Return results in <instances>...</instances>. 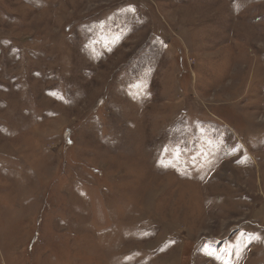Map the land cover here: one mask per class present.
Returning a JSON list of instances; mask_svg holds the SVG:
<instances>
[{
  "label": "rangeland",
  "instance_id": "obj_1",
  "mask_svg": "<svg viewBox=\"0 0 264 264\" xmlns=\"http://www.w3.org/2000/svg\"><path fill=\"white\" fill-rule=\"evenodd\" d=\"M0 264H264V0H0Z\"/></svg>",
  "mask_w": 264,
  "mask_h": 264
}]
</instances>
